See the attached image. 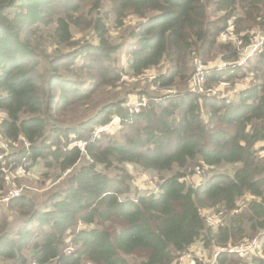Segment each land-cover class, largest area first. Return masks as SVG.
Instances as JSON below:
<instances>
[{
    "label": "trees",
    "instance_id": "obj_1",
    "mask_svg": "<svg viewBox=\"0 0 264 264\" xmlns=\"http://www.w3.org/2000/svg\"><path fill=\"white\" fill-rule=\"evenodd\" d=\"M104 3L109 10L100 14ZM110 16L117 27L136 19L120 45L107 40ZM229 23L237 35L264 27V0H0V139L18 143L0 163V199L3 168L69 171L40 204L27 190L4 204L0 264H173L199 241L211 251L253 238V253H221L213 264H264V49L240 69L208 71L207 86L228 82L230 90L250 75L227 99L187 92L192 56L237 58L233 43L217 41ZM84 28L96 42L74 40ZM120 49L126 69L114 56ZM161 65L152 87L181 95L139 93L146 104L135 114L122 97L64 124L99 88ZM114 115L118 135L91 140ZM222 165L231 175L196 177ZM118 166L156 175V193L140 194L123 170L112 177ZM213 209L226 215L215 228L203 215Z\"/></svg>",
    "mask_w": 264,
    "mask_h": 264
},
{
    "label": "rangeland",
    "instance_id": "obj_2",
    "mask_svg": "<svg viewBox=\"0 0 264 264\" xmlns=\"http://www.w3.org/2000/svg\"><path fill=\"white\" fill-rule=\"evenodd\" d=\"M105 5L100 8L99 13L102 14L105 11L109 10V7L106 3ZM92 17H97V13L93 12ZM136 23V19L133 18L132 16H129L126 18L124 21V25L121 27H117L115 24H113L112 17L110 16V20L105 23V29L107 30V40L111 43H113V46L115 45H120L128 40V32L129 30L134 26ZM227 28V27H226ZM235 30V27H234ZM74 34V40L77 42H83L86 40H91L95 41L96 39L92 32L89 29H82L81 31H73ZM254 34H259V35H264V27H254L250 31H247L244 33V37L249 38ZM231 38V35H226L225 40L221 42H227ZM87 42V41H86ZM51 46L48 47V50L50 51ZM126 50L120 49L114 56L117 59L118 66L120 68L126 69V59L127 56L125 54ZM199 59H201L199 56H192L191 63L189 65L191 66L192 74L194 70L196 69V65L199 63ZM221 59V56H218L215 60L209 61L210 63H219ZM203 61V59H201ZM206 63V61H203ZM164 67L165 65H161L159 68L153 69L149 73H144L142 76L135 78L131 77L128 75H122V77L117 81V83L113 84L112 86H106V87H101L98 89L96 95H94L91 100L89 105L83 106L78 108L74 113L70 114L69 116L66 117V121H64L65 125H69V122H73V124L79 122V121H85L88 119L96 110H98L102 104L105 102L111 101V100H120V98H124L128 100V104H135L136 105L140 102V96L138 95L139 93H143V95L149 94L151 96H157L159 98L160 95H167L166 91H175L176 89H157L152 87L151 82L157 77V75H160L161 73L164 72ZM131 77V78H130ZM251 81L250 75L245 77L244 79L239 80L234 86V90H230V87L227 88V91L229 94L236 93L237 90H241V88L238 86L241 83H244V86L246 87L248 83ZM239 83V84H238ZM218 86V85H216ZM182 87V86H180ZM178 89V88H177ZM184 89V88H183ZM182 89V90H183ZM217 89L220 91H223V94H226V90L220 86ZM130 94V95H129ZM221 94V95H223ZM141 100H144V98H141ZM143 107V106H142ZM141 108V107H140ZM139 108V109H140ZM137 108H129V110L135 114V110ZM1 116V115H0ZM3 117V116H2ZM117 119V116H112V120ZM120 127L115 126L112 130L110 135L115 134L118 135V132ZM119 130V131H118ZM95 132V131H94ZM93 132V133H94ZM92 135V134H91ZM4 143L7 144L5 140H0V145ZM78 144V141H73L71 146L74 144ZM83 143V142H81ZM9 149V154L15 150L18 149V145H10ZM83 164L81 162L79 165ZM125 171L128 173L130 179H131V184L133 187H137L139 189V193H151V192H156L159 184V179L156 175L154 174H148L136 167L133 166H118L115 171L111 172V176L115 177L121 173V171ZM48 171V170H47ZM43 170V167L41 164L36 165L35 168H33L30 171H26L24 174L18 172L17 173H11L9 176V180L6 182V191H13L17 190L19 193L26 191L27 194H33L32 198L35 199L36 201H39V204L44 200L46 194L55 189H61L64 181L62 180L66 177V174H62V176L59 175L58 172H47ZM200 172L199 175H196V177L200 179H204V177H207L209 175H213L214 173H225V174H230L232 173V168L222 165L218 168H216L214 171H206L203 170L198 171ZM171 173L170 172H165L164 177H168ZM29 176V177H27ZM198 181L196 178H189V181ZM30 185V186H29ZM195 185V184H194ZM4 202V201H3ZM0 201V212L3 211L4 209V203ZM248 202V199L244 198L241 199L238 204L241 208H244ZM222 210V209H218ZM217 210H207L203 214L205 219L209 216H212L215 214ZM11 216V215H10ZM226 219V215L223 217L221 224ZM11 220H15L14 217L10 218ZM205 224L209 226L206 222ZM218 224L217 226L221 225ZM216 226V227H217ZM211 227V226H210ZM215 228V227H214ZM247 241L251 240H246L241 243H245ZM239 243V244H241ZM188 253L190 255V260L192 263H197L199 261V254L201 255L202 258V263L209 264L210 263V250H205L203 248V244L199 241L196 244H194L191 248H189ZM201 263V262H200Z\"/></svg>",
    "mask_w": 264,
    "mask_h": 264
},
{
    "label": "built area",
    "instance_id": "obj_3",
    "mask_svg": "<svg viewBox=\"0 0 264 264\" xmlns=\"http://www.w3.org/2000/svg\"><path fill=\"white\" fill-rule=\"evenodd\" d=\"M226 35H231L230 40L227 42H221L225 40ZM243 37H244V34L237 35L234 30V24L229 23L227 25V28L225 27V29L219 33L217 41L219 43H233L236 46L237 58L234 61H222L220 59L219 63H204L201 59H199V63L195 66L196 69L194 70L193 74L190 76L187 92L191 94L207 96L210 98L214 97L217 99H227L228 95L223 94V91H220L217 88L221 86L225 91L228 87H230V84L228 82H222L218 84V86H207L205 84L207 73L210 70L222 71V70H227V69H240L246 65L249 59L263 52L264 35H259V34L252 35L251 37L247 38L249 39L248 43L243 42V39H242ZM135 78H138V77H135ZM166 94H167L166 97L181 95V94L175 93L174 91H167ZM145 104H146L145 100H143L141 103L139 102L136 105V107H134V108H137L135 110V113H138L139 108L142 106H145ZM118 124H119V119L111 120L106 125L96 129L95 132L92 133V135H90V139L94 140L100 134L111 132V130ZM6 142L7 144L2 143L0 145V147L4 151H6V154L0 153V163L1 164H5L4 162L5 157L9 155L8 150L12 149L10 148V145H18V143H13L11 141H6ZM73 146L78 147L82 152L84 150V143H78V144L76 143ZM260 147L264 148V142L260 144ZM17 172L24 174L26 172V169L25 167H18ZM68 172L69 171H66L64 174H67ZM2 173H4V176H5L4 180L6 183L9 180L10 175L8 174L5 168L2 169ZM153 193H156V192H153ZM21 195H22V192L19 193V191L17 190H13L11 192L6 191V195L2 199H0V201L1 202L4 201L3 203L6 204L11 199L20 197ZM235 212H237V210H235ZM224 216H225L224 210L217 211L212 216L207 217L205 219V222L211 227H216L218 224H221V221ZM258 246H259L258 239L253 238L251 239V241H247L245 243H241L235 246L229 245L227 247H215L210 251L211 262L209 264H213L217 256H219L221 253L237 254L239 256H244V255H247V254H250L256 251L258 249ZM188 250L181 253L173 264H198V262L202 263L201 260L203 257L201 256L199 257V261L197 263H192V261L190 260V255L188 253ZM70 251H72V249L69 248L67 252H70Z\"/></svg>",
    "mask_w": 264,
    "mask_h": 264
},
{
    "label": "crops",
    "instance_id": "obj_4",
    "mask_svg": "<svg viewBox=\"0 0 264 264\" xmlns=\"http://www.w3.org/2000/svg\"><path fill=\"white\" fill-rule=\"evenodd\" d=\"M241 89H243V88H245V87H240ZM226 94H228L229 95V92L227 91V89H226ZM260 146V145H259ZM191 248V247H190ZM199 256H201L200 254H199ZM209 260H210V262H211V258H209Z\"/></svg>",
    "mask_w": 264,
    "mask_h": 264
}]
</instances>
